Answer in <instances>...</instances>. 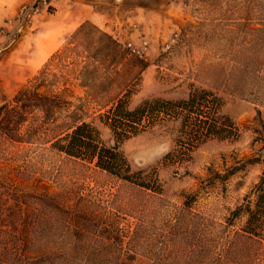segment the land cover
Returning <instances> with one entry per match:
<instances>
[{
	"label": "rangeland",
	"instance_id": "obj_1",
	"mask_svg": "<svg viewBox=\"0 0 264 264\" xmlns=\"http://www.w3.org/2000/svg\"><path fill=\"white\" fill-rule=\"evenodd\" d=\"M75 2L0 0V108L26 88L56 100L0 127V261L28 242L40 264H264V220L244 232L264 178V0H96L89 19ZM204 90L237 134L192 145L206 105L125 117ZM82 122L130 180L58 147Z\"/></svg>",
	"mask_w": 264,
	"mask_h": 264
},
{
	"label": "trees",
	"instance_id": "obj_2",
	"mask_svg": "<svg viewBox=\"0 0 264 264\" xmlns=\"http://www.w3.org/2000/svg\"><path fill=\"white\" fill-rule=\"evenodd\" d=\"M37 88V87H36ZM33 88H26L19 91L16 95L17 105H4L0 108V127L6 132L10 133V126L21 123L26 113L31 108L40 107L45 111H51L55 106L56 100L51 96H45L39 90ZM219 97L208 90L200 93H192L190 99L172 101V100H157L156 102H147L145 105L127 112L125 117L130 123L141 122L146 116L148 123H152V117L157 114L173 115L177 112H187L197 107L202 108L203 105L208 106L214 113H211L210 118L199 119L195 123V127L189 132V141L192 145L197 142L208 139L212 136L220 138H228L235 133L234 123L230 119L221 120L217 115L219 106ZM97 129H95L89 122H82L74 126L72 131L66 130L64 135L59 138L57 144L61 150L74 156L87 155L90 159L97 158V163L100 167L109 170L125 179L130 180L131 164L126 157L115 147H108L106 145L100 146L97 140ZM64 142V143H62ZM146 187H151L150 184H142ZM259 192L256 199V208L251 206L247 209L248 219L244 229L245 234H249L251 238L259 234V229L263 223L264 217V178L257 186ZM16 246L18 254L13 259L11 264H40L44 259L42 256L33 255L30 251L31 246L28 242ZM23 246V247H22ZM22 247V248H21ZM0 264H5L0 261Z\"/></svg>",
	"mask_w": 264,
	"mask_h": 264
},
{
	"label": "crops",
	"instance_id": "obj_3",
	"mask_svg": "<svg viewBox=\"0 0 264 264\" xmlns=\"http://www.w3.org/2000/svg\"><path fill=\"white\" fill-rule=\"evenodd\" d=\"M58 1V0H57ZM67 1H70L71 2H75V0H67ZM96 0H87V19L91 18L92 16L94 17L97 12H95L94 10H92V7H93V3L95 2ZM76 3V2H75ZM55 5V4H54Z\"/></svg>",
	"mask_w": 264,
	"mask_h": 264
},
{
	"label": "built area",
	"instance_id": "obj_4",
	"mask_svg": "<svg viewBox=\"0 0 264 264\" xmlns=\"http://www.w3.org/2000/svg\"><path fill=\"white\" fill-rule=\"evenodd\" d=\"M44 1V3H46V4H51L52 3V0H43Z\"/></svg>",
	"mask_w": 264,
	"mask_h": 264
}]
</instances>
